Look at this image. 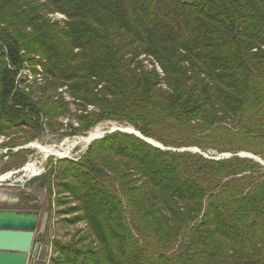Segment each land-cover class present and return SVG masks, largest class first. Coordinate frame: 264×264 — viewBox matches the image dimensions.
<instances>
[{"label":"trees","instance_id":"1","mask_svg":"<svg viewBox=\"0 0 264 264\" xmlns=\"http://www.w3.org/2000/svg\"><path fill=\"white\" fill-rule=\"evenodd\" d=\"M26 63L44 91L98 109L76 134L114 120L166 147L264 159V0H0V134L38 130L41 113L57 130L69 109L17 88ZM59 162L88 229L54 241L55 264H264L258 160L115 131Z\"/></svg>","mask_w":264,"mask_h":264},{"label":"rangeland","instance_id":"2","mask_svg":"<svg viewBox=\"0 0 264 264\" xmlns=\"http://www.w3.org/2000/svg\"><path fill=\"white\" fill-rule=\"evenodd\" d=\"M49 17L62 22L66 20V16L62 13L51 14ZM139 59L144 60L147 68L154 67L152 58L141 55ZM155 67L159 72H162L157 63H155ZM44 71L41 63L36 65L26 63L19 69L16 85L17 88L25 92L33 90V97L36 99L50 96L55 104L60 102L58 98L60 95L63 97V100L68 103L69 109L56 118L60 124L59 129L54 130L51 128L48 123L49 117L41 113L39 118H34L35 121L39 119L40 127L38 130L33 125L23 124L20 127L12 128L11 132L0 134V211L38 214V228L33 244V249H38H36L33 260L29 261V264H39V257L48 258L44 262L45 264H55L53 259L58 257V253L55 251L54 241L68 242L77 231L81 230L82 234L87 231L86 220H81L83 211L79 209L80 203L69 192H66L63 188L64 179L58 176L59 167L61 166L59 161L61 159L78 161L86 154L89 146L95 140L100 139H95L89 145L80 143L73 146V142L77 138L87 136L94 128L86 133H74L80 125L78 115L97 112L98 109L92 104H88L86 108H84V104L80 105L78 103L80 100L71 95L68 86L44 91L48 76ZM112 124H116L123 129L133 126L128 122L114 120L102 121L96 126L109 127L104 131L105 133L109 131ZM34 142L43 146H52L57 150L68 153L63 157L57 154H48L32 146ZM169 148L181 149L185 147ZM186 148H195L194 152H199L209 159H227L235 155L242 157L240 156L241 153H251L243 150L236 153L231 151L218 152L213 149L203 151L196 146ZM260 158L264 161L262 157ZM30 165L34 170L28 172L25 169Z\"/></svg>","mask_w":264,"mask_h":264},{"label":"water","instance_id":"3","mask_svg":"<svg viewBox=\"0 0 264 264\" xmlns=\"http://www.w3.org/2000/svg\"><path fill=\"white\" fill-rule=\"evenodd\" d=\"M115 131L135 134L162 149L179 151L195 150V148L186 147L181 149L167 148L162 143L145 137L139 130L130 131L116 127L111 128L106 133H113ZM106 133L99 138L104 137ZM240 156L253 158L264 164V161L254 154L244 152ZM37 228L38 214L36 213L26 214L17 211H0V264H29Z\"/></svg>","mask_w":264,"mask_h":264},{"label":"bare ground","instance_id":"4","mask_svg":"<svg viewBox=\"0 0 264 264\" xmlns=\"http://www.w3.org/2000/svg\"><path fill=\"white\" fill-rule=\"evenodd\" d=\"M111 124V123H110ZM112 127L111 128H116L118 127L116 124H112L111 125ZM109 128V127H104L102 125H98L96 127H94L89 133L87 136H84V137H79L77 138V140H75L73 142V146L76 145V144H80V143H83L85 145H89L92 141H94L95 139L99 138L100 136H102L104 134V131ZM110 128V129H111ZM109 129V130H110ZM127 130H130V131H135L136 129L133 127V126H128L126 127ZM107 132V131H106ZM105 132V133H106ZM32 146L34 147H37L39 148L42 152H45V153H48V154H57V155H60V156H65L68 152H62L60 150H57L55 147H52V146H43L41 144H38L37 142H34L32 144ZM26 171H31V170H34V168L32 169V166H27ZM37 174V173H36ZM6 178V176H5Z\"/></svg>","mask_w":264,"mask_h":264},{"label":"crops","instance_id":"5","mask_svg":"<svg viewBox=\"0 0 264 264\" xmlns=\"http://www.w3.org/2000/svg\"><path fill=\"white\" fill-rule=\"evenodd\" d=\"M36 249H38V248H35V249H32L33 251H32V253H31V255H30V262H31V260H33V256H34V254H35V251H36ZM40 258V263L39 264H45L44 262H46L47 260H48V258L46 257V258H41V257H39ZM43 259V260H42ZM39 262V261H38ZM43 262V263H42Z\"/></svg>","mask_w":264,"mask_h":264}]
</instances>
